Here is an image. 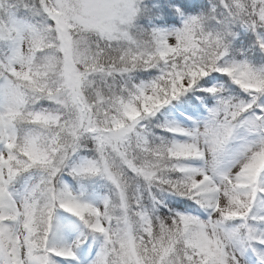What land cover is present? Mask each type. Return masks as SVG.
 Listing matches in <instances>:
<instances>
[{
    "label": "snow or ice",
    "instance_id": "snow-or-ice-1",
    "mask_svg": "<svg viewBox=\"0 0 264 264\" xmlns=\"http://www.w3.org/2000/svg\"><path fill=\"white\" fill-rule=\"evenodd\" d=\"M253 61L264 0H0V264H264ZM221 78L235 96L209 87L206 115L160 120L181 97L199 114L197 90ZM59 210L86 231L65 240Z\"/></svg>",
    "mask_w": 264,
    "mask_h": 264
},
{
    "label": "rangeland",
    "instance_id": "rangeland-1",
    "mask_svg": "<svg viewBox=\"0 0 264 264\" xmlns=\"http://www.w3.org/2000/svg\"><path fill=\"white\" fill-rule=\"evenodd\" d=\"M211 84H213V87L220 89V84H218V83L215 84L214 80L211 81ZM198 115H200V114L194 115L193 119H196ZM169 118L171 120H175V121H178V122L183 123V124H187V125L191 124V121L189 119L180 118L174 110L169 112ZM63 179H64V182L69 184L74 190H77V191L80 190L81 182L76 181L71 176H70V178L65 176ZM75 183H78L77 187L74 186ZM82 183L84 185L85 191H87L91 186L92 179L84 181ZM104 183L107 184L108 186H110L106 181H104ZM86 196L90 201H93L97 204L102 203L103 196H100V195H97L94 193L93 194L86 193ZM57 218L59 220V223L64 226V230L62 231L61 235L65 240H68L69 242L71 241V239H74L75 236H77L81 232L85 231V228L83 227L82 222H80L78 220V218H75V217L71 216V214L63 212V210L58 211V217ZM82 247H84V246H82ZM88 247L90 248L91 253L94 256L95 250H96V245L92 243L91 238H89ZM79 251L80 250H77V260L80 258L79 257ZM65 264H77V261L66 260Z\"/></svg>",
    "mask_w": 264,
    "mask_h": 264
},
{
    "label": "trees",
    "instance_id": "trees-1",
    "mask_svg": "<svg viewBox=\"0 0 264 264\" xmlns=\"http://www.w3.org/2000/svg\"><path fill=\"white\" fill-rule=\"evenodd\" d=\"M253 62L256 64L257 67L262 66L259 62H256V61H253ZM152 78H154V73H153V76H151V77H150V75H144L142 72L139 73L138 76H137V79H138V80H142V81H146V82H147L148 80L152 79ZM223 84L225 85L224 82H223ZM205 89H207V88H205V87L203 86V84H201L200 89H198V90H200L201 92L208 93V92L204 91ZM204 100H205V97H202L201 100H200V101H201V104L204 103V102H203ZM174 102H176V101H174ZM174 102H173V103H174ZM181 107H182L183 109H186L184 106H182V104H181ZM161 120H163V119H161ZM104 191H105V190H104ZM177 199H179V198H177ZM180 199H181V198H180ZM171 205H172V204H171ZM172 206H173V205H172ZM164 209H165V210H161V211H160L161 214L166 213L167 210H168L167 207H165Z\"/></svg>",
    "mask_w": 264,
    "mask_h": 264
}]
</instances>
